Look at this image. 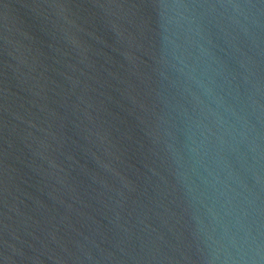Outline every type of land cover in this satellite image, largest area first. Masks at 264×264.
<instances>
[{"label":"water","instance_id":"water-1","mask_svg":"<svg viewBox=\"0 0 264 264\" xmlns=\"http://www.w3.org/2000/svg\"><path fill=\"white\" fill-rule=\"evenodd\" d=\"M0 264H264V0H0Z\"/></svg>","mask_w":264,"mask_h":264}]
</instances>
